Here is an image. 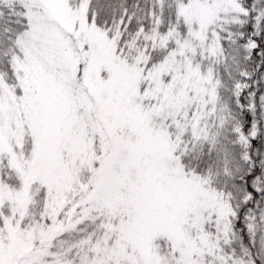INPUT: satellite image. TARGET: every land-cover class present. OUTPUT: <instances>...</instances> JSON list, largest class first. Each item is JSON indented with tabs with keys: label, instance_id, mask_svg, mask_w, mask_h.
<instances>
[{
	"label": "snow or ice",
	"instance_id": "1",
	"mask_svg": "<svg viewBox=\"0 0 264 264\" xmlns=\"http://www.w3.org/2000/svg\"><path fill=\"white\" fill-rule=\"evenodd\" d=\"M0 264H264V0H0Z\"/></svg>",
	"mask_w": 264,
	"mask_h": 264
}]
</instances>
